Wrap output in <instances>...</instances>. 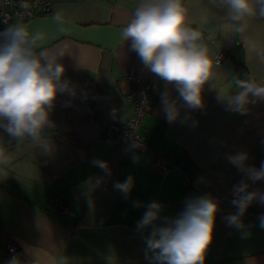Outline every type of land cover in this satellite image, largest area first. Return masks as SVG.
I'll list each match as a JSON object with an SVG mask.
<instances>
[{
	"label": "crops",
	"instance_id": "1",
	"mask_svg": "<svg viewBox=\"0 0 264 264\" xmlns=\"http://www.w3.org/2000/svg\"><path fill=\"white\" fill-rule=\"evenodd\" d=\"M50 2L48 12L23 23L45 34L44 47L64 51L59 60L66 68L63 79L75 93L89 79L91 98L86 104L76 94L57 95L50 111L54 127L45 132L46 149L27 139L11 140L0 129V149L10 160L0 166V264L12 261L6 256L8 242L18 245L19 264H149L144 238L152 229H137L146 211L143 205H163L155 222L162 225L164 217H178L188 199L206 194L219 202L220 210L204 264H264V229L257 220L264 205L255 201V213L242 217L251 226L247 238L223 219L236 212L230 197L244 178L226 156L246 152L250 165L264 162V101L250 103L247 113L240 114L226 110L219 99L220 93L237 90V78L264 85V59L258 54L264 52V18H250L245 32L236 33L226 27L230 22L219 0H183L188 20L202 32L213 61L202 91L203 107L193 110L178 100L174 85H166L143 65L131 50V40L122 38L141 0ZM57 12L63 23L54 19ZM220 52L225 57L215 63ZM132 67L153 85L140 129L146 151L101 137L100 119L124 124L133 115V104L126 99V74ZM165 91L178 100L181 119L174 123L162 110ZM155 156L173 158L176 166L162 177L149 169ZM96 160L107 162V173ZM130 176L134 184L126 198L114 185ZM255 190L264 191V180L250 183L249 191ZM59 204L68 205L74 215L61 214Z\"/></svg>",
	"mask_w": 264,
	"mask_h": 264
},
{
	"label": "clouds",
	"instance_id": "2",
	"mask_svg": "<svg viewBox=\"0 0 264 264\" xmlns=\"http://www.w3.org/2000/svg\"><path fill=\"white\" fill-rule=\"evenodd\" d=\"M219 4L230 22L226 27L236 33L245 32L250 18H264V0H219ZM54 19L63 23L59 12ZM122 38L131 40V50L151 73L166 85L175 86L184 107L193 110L203 107L202 91L210 80L213 61L202 32L188 20L183 0H141L122 30ZM45 40L43 32L30 31L23 22L8 24L0 31V129L11 140L27 139L42 149L50 146L45 132L54 127L50 111L57 95L76 94L71 82L63 79L66 68L59 60L64 51L44 47ZM258 54L264 59V52ZM233 83L237 90L229 95L220 93L226 110L246 114L250 103L264 101V85L239 78ZM178 100L172 99L167 91L161 93L162 110L169 123L181 119ZM226 159L244 178L232 189L231 203L236 212L223 219L228 227L247 238L251 226L245 225L242 217L254 201L264 205V191H249L250 183L264 180V162L259 167L250 165L246 152L228 154ZM9 162L6 151L0 149V166ZM94 164L108 172L107 162L96 160ZM133 184L130 176L114 187L127 198ZM134 206L141 205L134 202ZM143 206L146 211L137 222V229H152L144 238L149 264H204L220 210L215 198L206 194L188 199L179 216L164 217L162 225L155 222L161 219L163 205L152 201ZM257 220L264 229V214ZM9 264L19 262L14 258Z\"/></svg>",
	"mask_w": 264,
	"mask_h": 264
},
{
	"label": "built area",
	"instance_id": "3",
	"mask_svg": "<svg viewBox=\"0 0 264 264\" xmlns=\"http://www.w3.org/2000/svg\"><path fill=\"white\" fill-rule=\"evenodd\" d=\"M50 7V0H3L0 4V30L7 27L8 24L14 23L13 20L15 23L25 22L38 14L46 13ZM224 57L225 52H220L215 57V63H220ZM126 78L130 83V90L126 95V99L133 104V115L124 124L100 119L101 137L110 144H119L146 151L148 150V144L140 129L151 103L153 85L151 80L139 74L134 67L128 71ZM90 88L91 81L85 79L82 87L76 93V96L86 104L90 103ZM95 114L93 110H89V115L94 116ZM173 166H176V161L173 158L155 156L149 164V169L164 177ZM232 199L231 193L230 202ZM59 210L61 214L74 215L66 204H59ZM254 213L255 201L246 211L249 216ZM5 251L7 258L13 260L18 256L19 248L16 243L8 242L5 245Z\"/></svg>",
	"mask_w": 264,
	"mask_h": 264
}]
</instances>
